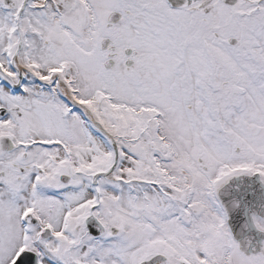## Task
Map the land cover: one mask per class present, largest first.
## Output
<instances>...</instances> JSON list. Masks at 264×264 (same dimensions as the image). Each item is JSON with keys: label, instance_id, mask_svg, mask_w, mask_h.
<instances>
[{"label": "snow or ice", "instance_id": "1", "mask_svg": "<svg viewBox=\"0 0 264 264\" xmlns=\"http://www.w3.org/2000/svg\"><path fill=\"white\" fill-rule=\"evenodd\" d=\"M241 175L264 0H0V264H264L218 200Z\"/></svg>", "mask_w": 264, "mask_h": 264}, {"label": "flooded vegetation", "instance_id": "2", "mask_svg": "<svg viewBox=\"0 0 264 264\" xmlns=\"http://www.w3.org/2000/svg\"><path fill=\"white\" fill-rule=\"evenodd\" d=\"M126 54H130V52L126 53ZM251 176H247V175H241V176H235L232 179H237V178H241V179H247ZM229 180V181H230ZM248 183L252 184L250 185V188L254 190V186H255V193L257 192V198L259 199L258 202L255 205H251V207L246 211V214L244 215L242 213L241 208H236V210L234 211L233 214V220H234V232H232L234 238L240 242L241 240H243L245 237L249 238L250 241V245H249V251L252 250L253 247H255L257 250H259V247L261 245H264V234L259 233L254 225H253V221H252V217L255 215L258 219H262L264 220V217H260L258 215H256V211L259 212V215H263L264 216V183H261L260 177L258 176L255 179H247ZM254 185V186H253ZM219 195V193H218ZM219 198V196H218ZM237 203V205H239V201L238 199L233 200ZM239 206H242L241 204ZM242 226H246V230L242 229ZM238 233H242V234H238Z\"/></svg>", "mask_w": 264, "mask_h": 264}, {"label": "clouds", "instance_id": "3", "mask_svg": "<svg viewBox=\"0 0 264 264\" xmlns=\"http://www.w3.org/2000/svg\"><path fill=\"white\" fill-rule=\"evenodd\" d=\"M228 182H226L225 184L221 185V189H224L225 185L227 184ZM220 189V191H221ZM223 195L225 197H227L228 195V192L227 191H224L223 192ZM226 208L229 210V211H235L236 208H237V203L235 201H228L227 205H226ZM262 222H264V220L260 219ZM242 229L243 230H246V226H242ZM238 234H242V233H238ZM249 242V238L245 237L243 240H241L239 243L242 245V246H247Z\"/></svg>", "mask_w": 264, "mask_h": 264}]
</instances>
